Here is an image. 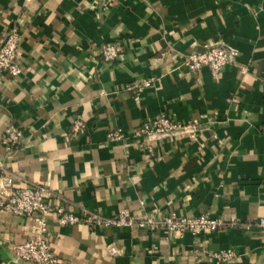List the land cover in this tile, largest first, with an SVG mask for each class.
Wrapping results in <instances>:
<instances>
[{"label":"crops","instance_id":"1","mask_svg":"<svg viewBox=\"0 0 264 264\" xmlns=\"http://www.w3.org/2000/svg\"><path fill=\"white\" fill-rule=\"evenodd\" d=\"M11 32L21 73H0V184L44 188L60 264H264V0H0V45ZM212 43L236 62L216 78L187 72L182 60ZM159 114L176 134L136 135ZM10 127L21 138L5 145ZM57 210L135 222L61 225ZM166 215L223 226L196 237L137 226ZM32 234L0 210V264H23L13 247Z\"/></svg>","mask_w":264,"mask_h":264},{"label":"built area","instance_id":"2","mask_svg":"<svg viewBox=\"0 0 264 264\" xmlns=\"http://www.w3.org/2000/svg\"><path fill=\"white\" fill-rule=\"evenodd\" d=\"M101 57L105 62H111L116 58V48L113 44H108L101 50ZM237 52L225 47L219 43L204 45L200 52L192 51L183 60V66L187 72H197L202 68H207L213 78L229 65L236 62ZM18 56V34L11 32L6 35L0 45V73H6L15 78L20 75L21 69ZM246 71V69H244ZM264 86V74L262 80ZM85 128L84 122L75 121L73 125L74 132H81ZM179 125L165 114H159L152 119L146 120L141 127L137 129L136 135L151 137L154 139H163L178 132ZM108 137L112 141H119L122 137L121 130L109 133ZM21 138V132L10 127L3 140L5 145L17 143ZM11 186V179L5 178L0 184V210H7L16 217L27 218L32 222L33 234L30 238L13 247L15 260L23 264H60L58 257L54 254L48 241V230L46 227L45 216L52 209L47 202L46 191L44 188L29 185L24 188L15 189L11 193H5L6 187ZM59 214L58 222L61 225L77 224L85 222L92 228L108 226H130L134 218L128 210H123L117 216L102 219L98 216L80 215L63 213L57 210ZM138 228L158 229L161 228L168 233H189L196 237L205 233H212L220 230L223 223L220 219H212L206 215L198 217L176 218L173 215H166L159 219L143 218L137 221ZM258 228L264 229V220L258 221ZM216 258L228 260L234 257L232 251L220 252L215 255Z\"/></svg>","mask_w":264,"mask_h":264}]
</instances>
